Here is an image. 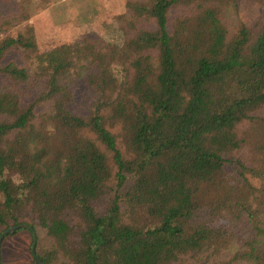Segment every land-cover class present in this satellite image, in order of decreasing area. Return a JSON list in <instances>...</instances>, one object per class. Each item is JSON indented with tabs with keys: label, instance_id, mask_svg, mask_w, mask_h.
Instances as JSON below:
<instances>
[{
	"label": "trees",
	"instance_id": "trees-1",
	"mask_svg": "<svg viewBox=\"0 0 264 264\" xmlns=\"http://www.w3.org/2000/svg\"><path fill=\"white\" fill-rule=\"evenodd\" d=\"M58 1L0 0V234L37 236L4 240L30 234L28 264H264V0H124L115 39L41 49Z\"/></svg>",
	"mask_w": 264,
	"mask_h": 264
},
{
	"label": "rangeland",
	"instance_id": "rangeland-1",
	"mask_svg": "<svg viewBox=\"0 0 264 264\" xmlns=\"http://www.w3.org/2000/svg\"><path fill=\"white\" fill-rule=\"evenodd\" d=\"M101 2L105 13L99 14L97 19L89 23H84L81 15L86 0H59L38 10L30 22L35 28L40 48L70 41L88 30L105 40L115 39L113 32L116 23L113 17L123 7L124 0H101ZM29 246L30 234L26 232L7 238L1 247V264H28L31 259Z\"/></svg>",
	"mask_w": 264,
	"mask_h": 264
},
{
	"label": "water",
	"instance_id": "water-1",
	"mask_svg": "<svg viewBox=\"0 0 264 264\" xmlns=\"http://www.w3.org/2000/svg\"><path fill=\"white\" fill-rule=\"evenodd\" d=\"M18 230H28V231L31 232V235H32L31 252L34 253L35 246H36V242H37L36 233L34 232V230H33L32 227L21 224V225H17V226H14V227H10V228H8L7 230H5L4 232H2L0 234V255H1V247H2L3 240L7 236H9L10 234H13V233L17 232ZM36 261H37L38 264H42V262L37 257H36Z\"/></svg>",
	"mask_w": 264,
	"mask_h": 264
}]
</instances>
